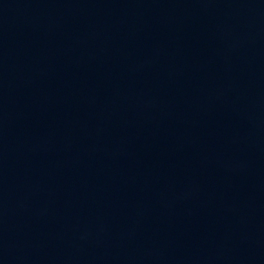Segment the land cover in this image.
Wrapping results in <instances>:
<instances>
[{
  "label": "water",
  "instance_id": "95a60500",
  "mask_svg": "<svg viewBox=\"0 0 264 264\" xmlns=\"http://www.w3.org/2000/svg\"><path fill=\"white\" fill-rule=\"evenodd\" d=\"M0 264H264V0H0Z\"/></svg>",
  "mask_w": 264,
  "mask_h": 264
}]
</instances>
